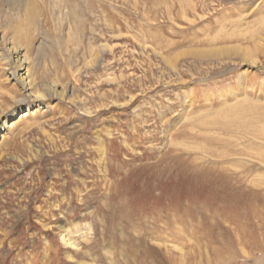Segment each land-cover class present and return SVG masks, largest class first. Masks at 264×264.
Wrapping results in <instances>:
<instances>
[{
	"label": "rangeland",
	"instance_id": "374dc122",
	"mask_svg": "<svg viewBox=\"0 0 264 264\" xmlns=\"http://www.w3.org/2000/svg\"><path fill=\"white\" fill-rule=\"evenodd\" d=\"M33 3H0V264H264V0Z\"/></svg>",
	"mask_w": 264,
	"mask_h": 264
},
{
	"label": "bare ground",
	"instance_id": "6f19581e",
	"mask_svg": "<svg viewBox=\"0 0 264 264\" xmlns=\"http://www.w3.org/2000/svg\"><path fill=\"white\" fill-rule=\"evenodd\" d=\"M33 1L34 0H0V3L2 2V3H4V4H6V5H8V6H10L11 8H15V7H17V6H20V7H22V9H23V11L25 12V16L24 17H29L30 16V14H31V12H32V14L33 13H35V12H33L34 10H33V8H32V4H34L33 3ZM47 1V0H46ZM61 1L62 0H54V4L53 5H55V7L56 6H60L59 4L61 3ZM63 1H65V0H63ZM63 1H62V3H63ZM69 1V0H68ZM37 2V1H36ZM41 2V1H40ZM59 3V4H58ZM62 3H61V5H62ZM66 4V3H65ZM68 4H70L69 2H68ZM3 5V4H2ZM64 5V4H63ZM4 6V5H3ZM10 7H9V10H12V9H10ZM33 7H34V5H33ZM61 7V6H60ZM60 7H58V9L60 8ZM65 7V6H64ZM64 7H63V9H64ZM67 7V6H66ZM70 7V6H69ZM49 8V7H48ZM50 8H52V5L50 6ZM40 9V8H39ZM72 9H73V7H72ZM8 10V9H7ZM52 10V9H51ZM65 10V9H64ZM68 10V9H67ZM19 11V10H18ZM36 11H38L37 10V8H36ZM71 11V10H70ZM10 12V11H9ZM23 12V13H24ZM41 12V11H40ZM61 12V11H60ZM69 12V11H68ZM67 12V13H68ZM20 13V12H19ZM38 13V12H37ZM70 13V12H69ZM75 13V12H74ZM5 14H8V11H6L5 12ZM12 14V13H11ZM31 14V16H33L34 17V14L32 15ZM61 14V13H60ZM37 16H39L38 14H36ZM35 15V16H36ZM32 17V18H33ZM26 19L27 18H25V21H26ZM33 19H35V18H33ZM40 20V19H39ZM23 21V20H22ZM27 21H30L29 19L27 20ZM26 21V22H27ZM38 21V20H37ZM34 23H36V22H34ZM28 24V23H27ZM37 24H38V22H37ZM16 28V27H15ZM17 29V28H16ZM22 29H24L23 27H22ZM37 30V29H36ZM17 31V30H16ZM16 31H14V32H16ZM13 32V33H14ZM19 32H20V30H19ZM17 33V32H16ZM2 36H4V35H2ZM27 36V35H26ZM12 41L11 42H13V44L14 43H17L12 37L10 38ZM19 39V38H18ZM15 41V42H14ZM30 43V42H29ZM12 44V45H13ZM11 45V47H13V50H14V53H15V57H14V65L17 67V69L19 70L18 71V73L17 72H11L10 71V76H13L12 78H13V80L15 81L11 86H9V87H7L6 89H4L10 96H11V98H13V99H16V96H17V91L19 92V91H21L22 92V97H21V99L19 98L18 100H14L15 101V103L16 104H19V103H23V100H25V97H29V98H31V97H33V98H40V97H43V94H41V92L38 90V88H37V83H38V81H37V76H36V74H35V72H34V70L32 69V67H31V61H30V57L27 55V53L24 51L23 52V50L22 49H19V48H16L14 45L12 46ZM16 45V44H15ZM212 49V48H211ZM215 49V48H214ZM210 50V49H208V51L210 52V54H207L208 53V51H196V55H198L200 58L201 57H209L208 55H211L212 53H216V52H220V53H222V49H217L216 48V50ZM207 50V49H206ZM228 51H231V48L228 50ZM2 59V58H1ZM15 67V68H16ZM2 87V86H1ZM50 87V86H49ZM52 87L54 88V91H55V93H58L59 95H63V93H64V91H63V89H61V90H59V89H57L56 87H55V85L53 86L52 85ZM4 88V87H3ZM3 88H2V90H3ZM19 88V90H17ZM238 102V101H237ZM242 105H244V104H242ZM237 106V105H236ZM38 107H40V105L39 104H37V105H35V104H29V105H26L24 108H22L23 110H21V108H19V110H21V111H18V113H21V114H23V116H26V115H28V114H31V112H32V110L33 109H35V108H38ZM233 111V110H232ZM249 111H252V108L251 107H245V106H243V107H240L239 109H237V112H236V109H235V112L236 113H238L239 114V116H243V115H245V114H247ZM233 113H234V111H233ZM231 115H233L232 113H231ZM228 117V116H227ZM262 121V120H261ZM263 124H264V122H262ZM12 125H13V123L12 124H9V125H7L6 124V121H3L2 122V125H0V137H2V133L5 131V129H7V128H10V127H12ZM240 125V124H239ZM241 125L242 126H246V125H243V123H241ZM250 125H252V124H250ZM260 126V125H259ZM247 127V126H246ZM64 240L66 241V243L67 242H69V239H66V238H64Z\"/></svg>",
	"mask_w": 264,
	"mask_h": 264
}]
</instances>
